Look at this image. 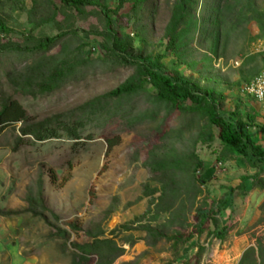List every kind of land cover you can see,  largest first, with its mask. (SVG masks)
I'll return each instance as SVG.
<instances>
[{"label": "rangeland", "instance_id": "1", "mask_svg": "<svg viewBox=\"0 0 264 264\" xmlns=\"http://www.w3.org/2000/svg\"><path fill=\"white\" fill-rule=\"evenodd\" d=\"M102 1L112 9L119 4ZM124 1L113 14L123 40L144 55L166 53L170 71L224 93L228 112L257 113L256 123L264 125V106L241 90L264 69V0H149L137 6L136 0ZM184 6L188 21L169 51L173 17ZM0 20L14 31L0 34L2 44H36L65 33L44 57L49 66L75 65L61 88L33 98L5 77L33 55L3 53L0 99L19 100L30 122L77 109L135 74L134 67L120 66L107 54L98 7L79 13L60 0H0ZM122 110L129 119L110 118ZM102 114L80 139L26 141L15 149L22 124L2 132L0 209L25 211L28 196L42 187L56 217L0 215V264H73L74 257L78 264H240L251 247L257 248L256 260L250 256L243 264H264V168L229 154L206 116L157 100L150 84L110 100ZM134 117L143 121L131 126ZM119 136L110 148L108 139ZM158 163L165 165L164 173ZM245 177L250 179L244 182ZM231 191V205L219 211ZM200 211L209 212L203 224ZM95 239L112 241L106 256L74 254L75 243Z\"/></svg>", "mask_w": 264, "mask_h": 264}, {"label": "trees", "instance_id": "2", "mask_svg": "<svg viewBox=\"0 0 264 264\" xmlns=\"http://www.w3.org/2000/svg\"><path fill=\"white\" fill-rule=\"evenodd\" d=\"M148 1L136 0L135 6L147 3ZM124 2V0H119L118 7L112 9L102 0H60V3L65 7L74 9L79 13L84 12L89 6L98 7L104 15L106 23V30L103 36L107 41V54L114 58L120 66L134 67L135 74L114 90L89 101L77 109L34 122H30L27 110L19 100L11 96H3L0 99V135L8 126L22 124L18 144L15 146V149H18L26 141H45L61 137L80 139L81 131L92 120H96L99 116L103 115L102 113L107 109L110 100L122 99L126 96L140 93L150 84L156 90L157 100L168 103L175 109L201 113L206 116L210 125L216 131V137L229 154L242 158L252 168H264V125L261 126L256 123L257 113H243L240 108L234 112H228L224 107L226 99L224 93L215 88L203 86L180 71H170L164 62L167 58L166 53L151 56L137 52L129 41L123 40L114 25L113 14L120 11ZM187 21L188 9L184 6L182 12L175 13L173 17L171 24L172 32L169 36V51H172L177 46L178 35L176 33L180 26ZM13 32V29L0 20V34L9 36ZM64 35L65 33H60L53 37L47 36L38 39L36 44L26 43L24 46L14 42L0 43V58L4 52L33 55L32 61L27 63L21 70H12L13 73L14 71L16 72L15 76L11 75L12 71H9L5 75L18 92L37 98L57 91L71 78L75 65L64 61L49 66L46 63V57H44V54L52 46L56 45ZM127 112L123 110L115 112L110 115V118L117 116L122 119H129ZM133 119L128 121V124H131V126H135L143 121L142 117H134ZM88 139H92V135ZM120 140V136L116 140L108 139L109 147L116 146ZM199 166H203L202 161L199 162ZM157 170L164 173L165 165L158 163ZM249 179L245 177L244 182H247ZM259 186L263 188L261 184ZM232 201L233 192L231 191L220 204L219 211L221 208L231 205ZM27 202L28 207L25 211L18 212L0 209V215L18 216L23 212L31 213L34 217L47 220L45 213H53L45 205L42 187L37 196L29 195ZM199 214L203 224L209 217V212L200 211ZM47 224L51 228L56 229V235L66 237V231L56 228L49 222ZM224 233L223 231L219 235L224 236ZM111 243L112 241L109 239H95L93 242L85 244L75 243L74 247L77 251L74 254L77 256L80 254L85 256L94 254L106 256ZM118 251L117 255L120 254L121 250ZM256 254L257 248H249L245 252L240 264H243L246 258L250 256L256 260ZM73 264H78L75 257Z\"/></svg>", "mask_w": 264, "mask_h": 264}, {"label": "built area", "instance_id": "3", "mask_svg": "<svg viewBox=\"0 0 264 264\" xmlns=\"http://www.w3.org/2000/svg\"><path fill=\"white\" fill-rule=\"evenodd\" d=\"M241 90L244 95L255 99L260 105L264 106V69L245 83Z\"/></svg>", "mask_w": 264, "mask_h": 264}]
</instances>
